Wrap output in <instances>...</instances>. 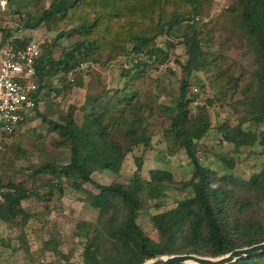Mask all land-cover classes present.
<instances>
[{
	"label": "trees",
	"instance_id": "trees-1",
	"mask_svg": "<svg viewBox=\"0 0 264 264\" xmlns=\"http://www.w3.org/2000/svg\"><path fill=\"white\" fill-rule=\"evenodd\" d=\"M7 1L9 6L13 4L12 0ZM213 1L50 0L48 8L37 15L29 13L23 20L22 28L29 30L66 19L80 22L79 28L72 31L73 42L63 48L57 60L53 58V49L60 45L63 33L59 32L51 44L41 48L36 65L38 88L33 96V112L38 116L46 120L38 112L45 98L41 94L49 87L47 80L58 74H64L65 77L60 79L63 82L70 73L83 72L92 64L105 69L110 64L121 63V74L126 79L122 90L124 97L119 98L116 90L105 105L99 104L97 110L95 104L109 92L104 91L88 100V114L81 125L75 122L73 106L66 114H60L59 122L48 121L54 141L68 152V163H45L32 169L31 177L48 173L56 181L50 185L47 199L53 196L55 189L63 194L62 179L71 181L74 191L82 192L83 182L92 183V173L118 174L125 157L134 148H150L149 120L158 113L170 121L164 132L167 152L174 156L184 152L192 166L190 180L178 188L165 170H153L149 180L142 179L143 156H139L135 158L136 170L126 184H94L97 194L84 191L98 217L93 225L78 224L83 234V264H143L154 258L174 255L216 258L264 242V167L248 180H242L229 173L233 169L232 160L225 155H216L220 165L227 170L219 176L210 167L202 165L198 155L201 140L210 129V120L205 106L198 107L196 114L191 113V103L203 89L201 80L194 74H203L211 88L218 90L216 99L238 88L243 80L242 75H236L235 63L228 64L218 53L202 46L201 37L208 25L200 18L206 16L204 11L212 8ZM14 13L21 11L17 8ZM220 19L224 20V27H230L229 35H240L245 40L252 52L253 63L240 102L245 104L248 112L245 121L234 126L222 123L217 126V131L222 141L235 149L244 147L250 140H259V145L264 148V0H231ZM49 29L57 30L55 27ZM2 33L0 57L6 52L19 51L29 43L12 37L8 31ZM161 37L166 40L157 44L156 40ZM176 46L184 49L185 63L178 62L177 97L165 105L154 92L146 89V74L150 67L158 69L166 65L171 58L170 51ZM121 56L127 58L126 64L117 60ZM80 65L84 68L79 69ZM191 77L198 86L193 97ZM207 104L212 106V101L207 100ZM25 123L15 126L1 141L2 222H13L22 216V201L32 197L43 199L41 194L28 190L22 183L4 185L1 179L3 160L10 143ZM246 123L254 127H244ZM203 154L206 156L207 152ZM170 188L188 195L178 201L175 208L151 217L156 232L153 239L137 223V216L146 209L148 200L161 198ZM27 219L23 217L22 223ZM55 236L51 234V238L43 243V251H52L67 260L57 250ZM231 264H264V252Z\"/></svg>",
	"mask_w": 264,
	"mask_h": 264
},
{
	"label": "rangeland",
	"instance_id": "rangeland-1",
	"mask_svg": "<svg viewBox=\"0 0 264 264\" xmlns=\"http://www.w3.org/2000/svg\"><path fill=\"white\" fill-rule=\"evenodd\" d=\"M12 1L13 4L9 6L7 0H0V44L3 41V30L8 31L12 37L22 42H39L41 48L44 44H51L60 32L64 36L59 42L60 45L53 49V58L57 60L63 48L73 42L75 35L72 31L79 28L80 22L66 19L55 21L49 25L45 23L36 29H24L22 23L26 15L29 13L37 15L44 8L49 7L50 0ZM230 4L231 0H214L212 8L205 9L206 16L200 19L208 27L201 37L202 46L206 50L218 53L227 60L228 64L235 63L237 66L236 75H242L243 80L238 88L225 94V97L216 99L218 90L211 88L203 74H194L201 80L203 89L192 101L191 113L196 114L198 107L205 106L210 120V129L201 140L199 147L198 155L202 165L210 167L219 176L227 173V170L220 165L215 157L216 155H225L233 161V169L229 173L236 178L248 180L264 167V148L259 145V140H250L244 147L235 149L233 145L223 142L217 131V126L222 123L226 122V124L234 126L241 120L245 121L248 113L245 104H240V102L243 100L244 84L249 80L247 73L252 69L253 55L240 35H229L230 27L223 26L225 23L220 17L223 10ZM17 8L21 11L20 14L14 13ZM53 27L57 30L49 29ZM222 27L223 31L219 32ZM165 40V37H161L156 40V43L160 44ZM125 49L128 52L129 46L126 45ZM170 54L171 58L166 65L160 66L158 69L150 67L146 74L148 76L146 89L154 92L158 96L159 102L165 105L177 97L180 77L178 62L185 63L184 49L181 46L173 48ZM117 60L127 63L125 56L118 57ZM91 66L93 68H85L83 72H75V70V73L72 72V77L66 76L63 82H60V79L65 77L62 73L47 80L46 83L49 87L42 92L41 97L45 96V98L38 109V112L43 114L46 120L33 112L21 128L20 133H17L10 143L6 158L3 160L4 168L1 175L3 184L22 183L28 190L41 194L43 199L32 197L22 201L23 214L21 217L28 218L26 223H22L21 217L13 222L0 221V264H43L49 262L83 264V234L79 230L78 224L86 222L93 225L98 217L97 211L89 205V196L86 193H98L94 184H126L136 170L135 158L139 156H143L141 176L144 180H149L150 172L153 170H165L171 174L174 185L179 188L181 183L188 182L192 176V166L184 152L175 156L167 152L164 132L170 121L167 116L158 113L149 120L150 148L147 150L142 146L134 148L125 157L118 174L96 171L91 174L92 183L83 182L81 184L82 192L74 191L71 187L72 182L62 179L63 194L55 189L52 193L53 196L47 199L46 195L50 185L56 181L48 173L31 177L32 169L45 163L57 165L68 163V152L54 141L55 137L49 131L48 121L59 122L60 114H66L69 107L73 106L75 122L81 125L88 114L86 103L90 98L97 97L104 91L109 92L108 96L95 104L94 107L97 110L99 104L100 106L105 105L116 90L119 91L117 94L119 98L125 96L122 90L126 79L121 74L123 68L121 63L110 64L105 69H101L95 64ZM191 79L190 93L192 95H190L193 97L198 86L192 77ZM207 100L212 101V106L207 104ZM244 127L253 128L254 126L246 123ZM203 152H207V155L205 156ZM187 195V192L170 188L161 198L148 200L146 209L138 213L137 223L146 234L155 239L156 232L152 227L151 217L175 208L178 201ZM51 234L56 235L54 241L58 243L57 250L67 257V260L56 256L52 251H43V243L51 238Z\"/></svg>",
	"mask_w": 264,
	"mask_h": 264
},
{
	"label": "built area",
	"instance_id": "built-area-1",
	"mask_svg": "<svg viewBox=\"0 0 264 264\" xmlns=\"http://www.w3.org/2000/svg\"><path fill=\"white\" fill-rule=\"evenodd\" d=\"M40 52V43L31 41L19 51L6 52L0 57V161L2 137L11 133L18 124L27 122L33 113ZM83 68V65L79 66V69ZM69 76L72 77V73ZM2 191L0 184V193Z\"/></svg>",
	"mask_w": 264,
	"mask_h": 264
},
{
	"label": "water",
	"instance_id": "water-1",
	"mask_svg": "<svg viewBox=\"0 0 264 264\" xmlns=\"http://www.w3.org/2000/svg\"><path fill=\"white\" fill-rule=\"evenodd\" d=\"M263 252L264 242L251 247L236 249L216 258L198 257L195 255H174L154 258L143 264H231L240 259L249 258L252 255Z\"/></svg>",
	"mask_w": 264,
	"mask_h": 264
}]
</instances>
